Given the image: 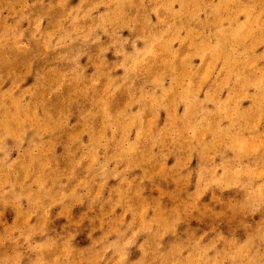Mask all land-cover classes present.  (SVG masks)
Returning <instances> with one entry per match:
<instances>
[{"label": "rangeland", "instance_id": "rangeland-1", "mask_svg": "<svg viewBox=\"0 0 264 264\" xmlns=\"http://www.w3.org/2000/svg\"><path fill=\"white\" fill-rule=\"evenodd\" d=\"M0 264H264V0H0Z\"/></svg>", "mask_w": 264, "mask_h": 264}]
</instances>
